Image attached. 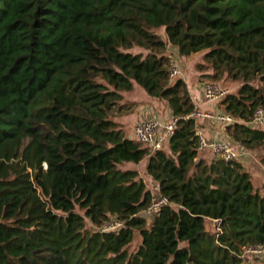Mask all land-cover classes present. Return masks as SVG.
<instances>
[{"label":"trees","instance_id":"16d2710c","mask_svg":"<svg viewBox=\"0 0 264 264\" xmlns=\"http://www.w3.org/2000/svg\"><path fill=\"white\" fill-rule=\"evenodd\" d=\"M167 45L181 59L201 54L210 80L239 84L219 101L235 123H215L235 150L264 152V129L251 123L257 110L264 116V0H0V264L264 256L245 252L264 247V184L254 186L242 156L204 158ZM134 85L176 121L168 151L113 120L130 111L122 94ZM143 160L156 194L123 168ZM259 160L264 168V153ZM153 196L167 205L148 221ZM111 222L120 226L103 230Z\"/></svg>","mask_w":264,"mask_h":264},{"label":"rangeland","instance_id":"374dc122","mask_svg":"<svg viewBox=\"0 0 264 264\" xmlns=\"http://www.w3.org/2000/svg\"><path fill=\"white\" fill-rule=\"evenodd\" d=\"M158 34L160 36H162L163 35L162 30H158ZM138 51L145 53L143 50H139L137 48H134L132 50L133 53H136ZM166 54L171 56L170 73H171L172 79L174 80L177 77V75L182 76V78L186 82V85L188 87L187 89L189 90L191 100H192L193 104L196 106L197 111L201 114H204V113H211L214 115L223 114L221 108L219 107V101L223 98V95L235 93L239 84L236 82H231V81H226V80H220V81L210 80V78L207 75L208 74L210 75L211 71L209 69H207L205 66H203V64H205V63L202 60L201 54L195 55V56H192L189 58H182L181 59V58L177 57L175 49L169 45H167ZM198 65L202 66L204 68L199 70V69H197ZM206 83L216 85L220 91L224 92V94L221 97H219L213 101H208V100L204 99V97L202 96V87L204 86L203 84H206ZM122 95H123L122 96L123 99L121 101V104H124V105L125 104L126 105H132L133 104V105L130 107L129 112H126V113L121 114V115H120V112L116 113L115 116L113 117V120L116 121L121 126L120 128H121L123 134L127 137H129L132 134V131H133L132 129L134 128L135 124H138L140 122H143L146 120L148 121V120L152 119L154 113L161 114L160 115L161 120H158V121H160L162 124L167 123L171 119V118H169V115H168V107L166 106V103L163 101L153 100L151 97H149L146 94V92L143 89H141L137 85L133 86V89L131 92L123 93ZM146 113L148 114L147 118L145 120H143L144 115ZM195 119H196V121L198 120L196 122V126L199 127L200 126L199 123H201V121L199 119H201V118L195 117ZM203 119H205V121L206 120L211 121V122L208 121L210 124L215 123L214 120H210L207 118H203ZM216 125H218V124H216ZM218 128H222V126L218 125ZM220 141L225 142V143H229L226 141V139H221ZM233 148L235 149L234 146H233ZM164 151H168L166 146L164 147ZM263 153L264 152L259 150L257 152L255 158L252 157L251 155L242 156L240 158V160L242 159L241 161H243V163H245L244 164L245 169H247L248 171L251 172V175H252V178L254 181L253 184L256 188H260L264 184V170H262L264 168L260 164V160H259L260 156ZM202 155H205V152L202 153ZM249 158H251V161ZM248 161L251 162L250 165H252V168L249 167L248 163H246ZM144 162H146V160L142 161L138 165H133L131 163L124 164L123 168L132 169V170H136V169L139 170L140 167L143 168ZM128 167H130V168H128ZM134 168H136V169H134ZM142 174H143V170L141 171V175ZM145 184H146L147 188L153 194H156L155 189L153 190V187L151 186V184L153 185V183L146 181ZM142 215L148 221L151 220V218L148 217L145 213H142ZM206 228L209 230H213L214 227H213V224L211 222L207 221L206 222ZM105 229L113 230L114 228H112L111 226H106ZM139 243H140V238H139L138 234H135L134 240L132 241L131 245L129 246V252L130 253L133 252L137 248ZM246 256L244 257V264H264V256L258 257V258H254V257H250V256L246 257Z\"/></svg>","mask_w":264,"mask_h":264},{"label":"built area","instance_id":"2783aa9c","mask_svg":"<svg viewBox=\"0 0 264 264\" xmlns=\"http://www.w3.org/2000/svg\"><path fill=\"white\" fill-rule=\"evenodd\" d=\"M224 92L214 84H205L203 87V97L208 101H213L221 97ZM224 96V95H223ZM194 117L207 118L214 120L221 125H229L235 123V120L225 114H211V113H198L196 112ZM175 120L170 119L167 123L162 124L157 119L146 120L136 124L133 128V132L130 135L134 140L150 147L152 150H160L165 146V142L172 136L175 128ZM251 123L257 127L264 129V116L262 110H257L253 116ZM198 149L200 151L208 150L212 157H217L225 161L236 160L241 156L251 155L248 152H240L235 150L232 146L225 142H207L205 139H199ZM167 205V201L163 198L153 196L149 206L145 210V214L153 218L158 213L162 206ZM106 226H111L116 230L120 224L110 223L103 226V230ZM246 253L261 254L264 252V247L246 248Z\"/></svg>","mask_w":264,"mask_h":264},{"label":"crops","instance_id":"0c3cea01","mask_svg":"<svg viewBox=\"0 0 264 264\" xmlns=\"http://www.w3.org/2000/svg\"><path fill=\"white\" fill-rule=\"evenodd\" d=\"M177 77H179V78H181L183 81H184V79L182 78V76L181 75H177ZM185 82V81H184ZM185 84H186V82H185ZM187 86V85H186ZM188 88V87H187ZM189 91V90H188ZM195 109H196V111H197V108H196V106H195ZM198 112V111H197ZM199 113V112H198ZM147 113L144 115V118H143V120H145L146 118H147ZM160 115L161 114H159V113H154L153 114V118L154 119H157V120H161L160 118ZM168 115H169V118H171V115H170V112H169V110H168ZM200 121H201V123H199L200 124V126L199 127H197L196 126V129H197V131H198V134H199V136L201 137V138H205L207 141H220L221 139H225V136H224V134H223V131H222V128H218V125H216V123H212V124H210L209 122H211V121H209V120H206L205 121V119H203V118H201V119H199ZM198 121V120H197ZM196 121V122H197ZM209 121V122H208ZM215 126H214V125ZM136 125V124H135ZM134 125V126H135ZM219 129V130H218ZM133 130V129H132ZM133 132V131H132ZM221 142V141H220ZM204 156V158L205 159H207V160H210V158H211V155H210V153H209V151L208 150H206L205 151V155H203ZM246 159V158H245ZM144 161V160H143ZM250 161H251V159H250ZM250 161H248V162H246V163H248V165H249V167H251L252 168V165H250ZM243 162V161H242ZM245 164V163H244ZM128 168H130V167H128ZM134 169H136V168H134ZM145 169H146V162H144L143 163V168L142 167H140V169L139 170H137L138 171V173L140 174V176L143 178V180L146 182H150V183H152V181H151V179H150V177L149 176H147L146 175V173H145ZM143 170V176L141 175V171ZM250 172V171H249ZM251 173V172H250ZM252 180H253V178H252ZM254 182V181H253ZM213 225H214V223H213Z\"/></svg>","mask_w":264,"mask_h":264}]
</instances>
